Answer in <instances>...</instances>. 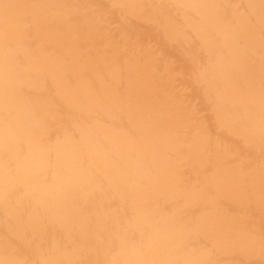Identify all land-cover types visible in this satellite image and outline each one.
<instances>
[{"label": "rangeland", "instance_id": "obj_1", "mask_svg": "<svg viewBox=\"0 0 264 264\" xmlns=\"http://www.w3.org/2000/svg\"><path fill=\"white\" fill-rule=\"evenodd\" d=\"M189 1L0 0L6 13L0 15L6 49L0 63V200L15 195L18 178L29 175L19 174L15 161L35 144L42 152L51 146L52 153L71 144L75 149L61 150L63 156L92 152L100 163L115 143L133 149L124 154L168 158L264 146V0ZM200 6L208 14H197ZM195 19L212 24L195 28ZM45 55L51 62L31 64ZM34 67L42 78L34 77ZM113 84L118 88L110 89ZM127 97L142 107L132 109ZM80 144L88 149L81 152ZM106 144L110 150H103ZM121 202L113 209L128 220L130 201ZM96 212L112 217L110 207ZM119 238L109 236L89 252L80 244L74 249L79 262L90 257L89 264H106L104 258L112 261L122 249L126 263L128 251L139 256L144 244ZM173 255L192 257L187 249Z\"/></svg>", "mask_w": 264, "mask_h": 264}, {"label": "bare ground", "instance_id": "obj_2", "mask_svg": "<svg viewBox=\"0 0 264 264\" xmlns=\"http://www.w3.org/2000/svg\"><path fill=\"white\" fill-rule=\"evenodd\" d=\"M87 107L97 109L92 103ZM56 148L58 153L51 146L42 152L35 144L22 162L15 161L18 173L29 175L18 178L22 186L15 195L0 200V264H81L74 250L80 244L89 252L106 245L109 236L118 242L125 235L144 244L136 250L139 256L128 251L126 263L122 249L112 261L104 258L106 264H264V146L240 147L234 155L168 158L124 154L133 149L115 143L114 153L101 163L92 152L63 156L61 150L75 149L71 144ZM125 199L128 220L113 209ZM106 207L112 217H97ZM183 249L191 260L173 257L174 250Z\"/></svg>", "mask_w": 264, "mask_h": 264}, {"label": "crops", "instance_id": "obj_3", "mask_svg": "<svg viewBox=\"0 0 264 264\" xmlns=\"http://www.w3.org/2000/svg\"><path fill=\"white\" fill-rule=\"evenodd\" d=\"M191 3H194V4H197V2H193V1H189V4L191 5ZM194 10H195V12L197 13V14H199V15H206V14H208V12H207V7H205V6H200L199 8H194ZM4 14H6L5 13V8H2V10H0V15H4ZM68 14H69V12H68ZM195 14V13H194ZM196 15V14H195ZM200 20L201 19H195L194 20V22H193V24H192V27H195V28H197V26H198V24H205L206 25V27H204V28H208V24H210L211 23V20H206V21H204V22H200ZM212 24V23H211ZM4 26H5V24H2V33L0 34V63L1 62H4L5 61V51H6V49H5V41H4V37H5V34H4V31H5V28H4ZM224 36H228V34L226 33V34H224ZM38 62H40V64H42L43 62H45V63H47V62H51V55H45V57H44V60H41V59H35V60H32L31 61V64H34V65H36ZM33 68V67H32ZM35 68V67H34ZM130 71V70H129ZM34 72H35V75L36 76H34L36 79L37 78H42V75H38L37 73V67L35 68V70H34ZM132 74V71H130L129 73H128V76H130ZM50 78V76L49 75H47V73L45 74V78L47 79V78ZM132 77V76H131ZM34 85H36V81L34 82ZM117 84H113L112 85V87H109L110 89H112V88H118V86H116ZM126 94H128V95H130V96H132V95H134V93H132V92H128V93H126ZM132 100V98L131 97H127V101L128 102H130ZM126 104V103H125ZM130 105H129V107H131L132 109H134V110H139L142 106H141V104H138V103H134V102H130L129 103Z\"/></svg>", "mask_w": 264, "mask_h": 264}]
</instances>
